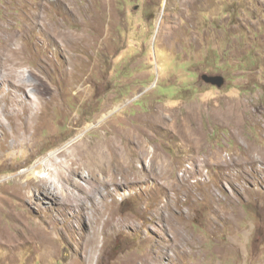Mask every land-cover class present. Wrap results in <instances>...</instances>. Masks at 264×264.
<instances>
[{"label": "rangeland", "instance_id": "rangeland-1", "mask_svg": "<svg viewBox=\"0 0 264 264\" xmlns=\"http://www.w3.org/2000/svg\"><path fill=\"white\" fill-rule=\"evenodd\" d=\"M0 264H264V0H0Z\"/></svg>", "mask_w": 264, "mask_h": 264}, {"label": "bare ground", "instance_id": "bare-ground-1", "mask_svg": "<svg viewBox=\"0 0 264 264\" xmlns=\"http://www.w3.org/2000/svg\"><path fill=\"white\" fill-rule=\"evenodd\" d=\"M18 114H21V113L18 112ZM9 116H12V115H9ZM28 118L31 119V120L35 118L34 111H30L29 112ZM31 125H32L31 122L27 121V126H28L27 129L30 128ZM2 135H3L2 140L5 142L6 139L8 138V136H9V132L7 131L6 128L3 130ZM23 137L26 138L25 136H23ZM85 152H87V153H89L91 155V157L89 156V162H90V165L91 166H93V167H95V166H98V167L101 166L104 169H108V161H109L108 160V155H107L106 151L103 150V146L102 147H96L92 151L86 150ZM119 155H120V153L117 152L116 153V157H118ZM64 157L59 162V168L60 169H61L62 164L64 163V161L69 159V157H67V156H64ZM74 164H75V162H73L72 164H69L68 166L64 167L65 168L64 169V174L66 175V178L65 179H67V180L71 179L72 174H73ZM115 167H116V169L118 171L123 172L124 171V162L117 161L116 164H115ZM55 171H56V173H54L53 175H48V176H46V178H43L42 177V178H40L38 180V182L39 183H43L45 181L46 182H49V180L52 179L53 177H55V182H57L58 180H61L63 174L58 171V168H55ZM76 183H77V181H76ZM19 186H23V184L22 183H19ZM37 233H38L39 237H41V234H40L41 232H38L37 231ZM37 245H38V243H37Z\"/></svg>", "mask_w": 264, "mask_h": 264}, {"label": "water", "instance_id": "water-1", "mask_svg": "<svg viewBox=\"0 0 264 264\" xmlns=\"http://www.w3.org/2000/svg\"><path fill=\"white\" fill-rule=\"evenodd\" d=\"M203 79L207 83L216 85L218 87H222L226 82L225 77L223 75H220V74H216V75L204 74Z\"/></svg>", "mask_w": 264, "mask_h": 264}, {"label": "flooded vegetation", "instance_id": "flooded-vegetation-1", "mask_svg": "<svg viewBox=\"0 0 264 264\" xmlns=\"http://www.w3.org/2000/svg\"><path fill=\"white\" fill-rule=\"evenodd\" d=\"M250 1V0H249ZM242 1H239V3H241Z\"/></svg>", "mask_w": 264, "mask_h": 264}]
</instances>
